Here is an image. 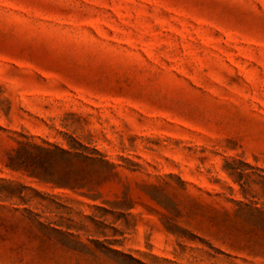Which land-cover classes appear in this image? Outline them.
<instances>
[{"label":"rangeland","instance_id":"1","mask_svg":"<svg viewBox=\"0 0 264 264\" xmlns=\"http://www.w3.org/2000/svg\"><path fill=\"white\" fill-rule=\"evenodd\" d=\"M0 264H264V0H0Z\"/></svg>","mask_w":264,"mask_h":264}]
</instances>
